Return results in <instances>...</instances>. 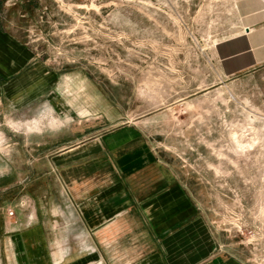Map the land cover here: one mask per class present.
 Wrapping results in <instances>:
<instances>
[{
    "label": "rangeland",
    "instance_id": "rangeland-1",
    "mask_svg": "<svg viewBox=\"0 0 264 264\" xmlns=\"http://www.w3.org/2000/svg\"><path fill=\"white\" fill-rule=\"evenodd\" d=\"M0 27L53 77L36 106L0 104V264H28L18 233L58 179L46 150L84 132L138 134L225 247L264 264V0H0Z\"/></svg>",
    "mask_w": 264,
    "mask_h": 264
},
{
    "label": "crops",
    "instance_id": "crops-1",
    "mask_svg": "<svg viewBox=\"0 0 264 264\" xmlns=\"http://www.w3.org/2000/svg\"><path fill=\"white\" fill-rule=\"evenodd\" d=\"M263 34L254 48L261 47ZM256 55L260 63L264 57ZM50 75L34 51L0 27L2 106L16 111L36 106L53 86ZM137 139L127 132H84L46 150L48 171L58 179L46 185L41 224L18 233L23 259L28 264H249L225 247L170 165L134 147Z\"/></svg>",
    "mask_w": 264,
    "mask_h": 264
}]
</instances>
